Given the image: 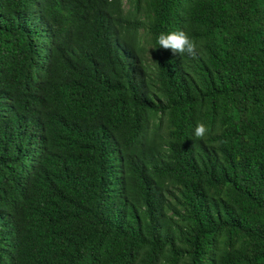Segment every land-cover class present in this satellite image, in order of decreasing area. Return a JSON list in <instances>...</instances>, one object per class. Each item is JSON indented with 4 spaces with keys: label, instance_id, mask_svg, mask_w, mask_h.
Instances as JSON below:
<instances>
[{
    "label": "trees",
    "instance_id": "obj_1",
    "mask_svg": "<svg viewBox=\"0 0 264 264\" xmlns=\"http://www.w3.org/2000/svg\"><path fill=\"white\" fill-rule=\"evenodd\" d=\"M142 1L0 0V264H264V0Z\"/></svg>",
    "mask_w": 264,
    "mask_h": 264
},
{
    "label": "clouds",
    "instance_id": "obj_2",
    "mask_svg": "<svg viewBox=\"0 0 264 264\" xmlns=\"http://www.w3.org/2000/svg\"><path fill=\"white\" fill-rule=\"evenodd\" d=\"M107 3L112 4L111 16L114 19L113 11L117 0H107ZM121 3L125 10L131 11L132 16L122 20L121 22H115V32L116 34L119 33L122 36L125 34H135V46H141L143 41L145 42L148 37L153 35L154 22H156L155 18L157 17L153 13L155 11V7H145L142 0H121ZM130 22L135 23L131 24ZM188 34L189 33H186L184 30L170 31L167 33L162 32L158 36V44L161 48L171 50L174 54L178 53L180 56L187 55L195 58L198 55V44L196 41L192 40ZM148 62L152 63L150 58L148 59ZM153 64L154 62L151 66H153ZM205 133V125L202 122L198 123L194 129V137L202 139Z\"/></svg>",
    "mask_w": 264,
    "mask_h": 264
}]
</instances>
